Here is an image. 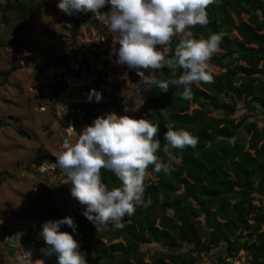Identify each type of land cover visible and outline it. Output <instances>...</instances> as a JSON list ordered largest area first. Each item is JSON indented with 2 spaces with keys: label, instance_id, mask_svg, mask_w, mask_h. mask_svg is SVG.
<instances>
[{
  "label": "rangeland",
  "instance_id": "obj_1",
  "mask_svg": "<svg viewBox=\"0 0 264 264\" xmlns=\"http://www.w3.org/2000/svg\"><path fill=\"white\" fill-rule=\"evenodd\" d=\"M8 1L12 2L0 0V41L5 44L0 46V70L10 72L7 83L0 79V124H3L0 126V173L13 175V179L0 184V264H17L15 258L23 249L32 250L33 260L42 259L48 264L49 256L40 251L47 247L40 235L46 221L44 213L50 206H55L61 219L70 216L75 220L85 210V206L71 196V181L55 164L63 141L70 139L74 142L78 138L72 127V106L89 102L91 90L110 101L113 89L117 88L120 97L133 102V107L125 109L123 115L134 118L145 105L149 90L141 85L136 69L117 63V34L111 33L106 22L93 13H78L86 23L80 26L72 43L70 29L73 22L70 15L58 9L59 0H44L41 15L29 22L6 9L4 6ZM100 11H109V6ZM242 20L246 21V16H242ZM229 38L230 47L238 49L241 41L238 35L232 32ZM224 53L221 50L213 56ZM233 56L238 58L239 55ZM58 58H62V64L47 70L43 68L48 60ZM102 61H107L111 68L105 69ZM237 64L248 68L241 59ZM140 70L146 76L150 74V70ZM209 70L215 76L224 72L211 61ZM257 70L261 73L252 75L256 78L254 84L264 87V61L258 64ZM238 78L237 85L247 75L241 74ZM60 81L64 90L55 97L53 92ZM195 86L210 94L199 84ZM219 98L224 103H234L235 112L228 115L207 104L204 116L233 120L237 129L229 142L243 145L246 151L253 133L250 126L254 125L259 148L264 143V110L255 103L238 101L231 94H221ZM200 102L204 100L200 98L191 103L187 114L200 111ZM97 113L104 116L114 112L105 107ZM20 129L27 138L17 135ZM176 163L180 164L179 160ZM250 198L246 205L251 204L256 209L246 217L250 228L240 227L230 234V243L220 241L209 251H195L193 246L181 241H177L173 249L151 242L138 245L141 261L152 264L163 259L170 264L166 255L186 253L194 257L195 264H253V257L236 243V240L240 244L254 243L259 234L264 235V196L253 193ZM237 201L236 198L229 203L233 205ZM28 213L33 214V218L28 217ZM255 213L262 219H256ZM157 214L176 222L171 210H158ZM197 221L205 244L210 229L204 215L199 214Z\"/></svg>",
  "mask_w": 264,
  "mask_h": 264
},
{
  "label": "trees",
  "instance_id": "obj_2",
  "mask_svg": "<svg viewBox=\"0 0 264 264\" xmlns=\"http://www.w3.org/2000/svg\"><path fill=\"white\" fill-rule=\"evenodd\" d=\"M44 5V0H12L6 2L4 7L29 22L41 15ZM206 11L209 23L205 26L197 25L189 30L194 38H207L211 33H226L221 43V50L225 53L213 56L210 60L224 72L218 76L213 75V83H199L210 94L193 84V96L190 100L181 98L182 85L170 86L166 93L156 87L149 90L145 105L134 118H145L159 123L158 138L161 150L158 155L165 162H171L174 171L171 175L154 173L152 166H149V172L152 174L145 181V199L151 198L152 203L148 207L137 206L133 215L125 216L123 228L109 225L107 230L97 232L94 224L84 215L75 217V231L67 224L60 225L61 231L70 233L79 242L80 250L86 254L88 264H144L137 247L151 242L162 243L173 249L177 241H181L193 246L195 251H209L220 241L230 243V234H234L240 227L250 228L246 217L256 209L251 204L246 205V202L251 199L253 193L264 196V143L257 147L258 136L254 125L250 126L253 133L248 151L241 144L230 143L229 139L234 137L237 129L233 120L205 117L203 111L208 104L216 110L232 115L235 112V104L219 100L221 94H231V97L238 101L255 103L264 110V87L255 85L256 78L252 77L261 73L257 66L264 61V0H217V3L208 6ZM242 16H246L247 20L243 21ZM70 17L73 22L70 29L71 40L74 43L80 26L86 22L79 18L78 13ZM232 32L241 40L236 50L230 47L229 36ZM180 39L179 36L173 37V52ZM0 46L5 44L0 41ZM236 53L238 58L233 56ZM238 59L246 63L248 68L239 66ZM102 63L105 69L111 68L107 61ZM60 64L62 58L48 60L43 68L47 70ZM154 74L158 79H168L171 71L165 68L154 70ZM241 74H246L247 78L237 85L238 76ZM9 77V71L0 70V79L4 83L8 82ZM56 89L53 92L55 97L64 90L61 81L56 85ZM101 97L99 102L94 98L86 104L72 106V127L77 136L83 125L92 124L95 118L102 116L97 113L98 110L110 107L117 115H123L125 109L133 107L131 99L118 95L117 88L113 89L110 101ZM200 98L204 100L199 103L201 110L188 115L191 103ZM162 110L169 113L167 119L161 114ZM169 127L174 130L184 129L197 136V146L171 149L169 154H165L162 151L167 143L164 133ZM17 135L27 138L21 129L17 131ZM177 160L180 164L176 163ZM102 177L109 189L121 184L109 170L102 169ZM9 179H13V175L0 173V184ZM236 198L238 201L230 205L229 202ZM158 210H171L176 222L172 223L166 216L158 215ZM199 214L204 215L210 229L205 244L197 221ZM255 215L256 219H262L260 214ZM27 216L33 218L31 213ZM44 218L46 221L61 219L55 206L49 207L44 213ZM236 243L240 249L253 257V264H264V235L259 234L254 243L240 244L238 240ZM165 258L170 264H195L194 257L186 253L166 255ZM48 264H57L54 254L49 256ZM152 264L167 263L158 259Z\"/></svg>",
  "mask_w": 264,
  "mask_h": 264
},
{
  "label": "clouds",
  "instance_id": "obj_3",
  "mask_svg": "<svg viewBox=\"0 0 264 264\" xmlns=\"http://www.w3.org/2000/svg\"><path fill=\"white\" fill-rule=\"evenodd\" d=\"M216 3L217 0H59L57 7L67 15L91 12L106 22L108 30L117 34V63L136 69L145 90L156 87L166 93L170 86L182 85L181 98L190 100L193 84L214 82L209 62L221 52L226 33L194 38L189 29L207 25L206 9ZM105 6H109V11L101 12ZM177 36L181 39L173 52L172 39ZM165 68L171 71L170 77L158 79L153 70ZM140 69L150 70V74L146 76ZM93 96L97 102L102 98L91 90L89 100ZM161 114L166 119L169 116L166 110ZM158 133L159 123L149 119L107 113L86 125L74 142L63 141L55 164L71 181V196L85 206L83 215L97 232L107 230L109 225L123 228L125 216L133 215L137 206L148 207L152 203L151 198L145 199V181L152 174L149 166L154 173L171 175L174 171L172 163L158 155ZM164 139L165 154L198 144V137L191 132L172 127L164 133ZM102 169L114 173L120 186L109 189ZM61 224L76 229L70 216L45 221L40 235L47 247L40 251L44 256L54 254L57 264H88L79 242L61 231ZM32 255L31 249H23L15 258L17 264H44L42 259L33 260Z\"/></svg>",
  "mask_w": 264,
  "mask_h": 264
}]
</instances>
